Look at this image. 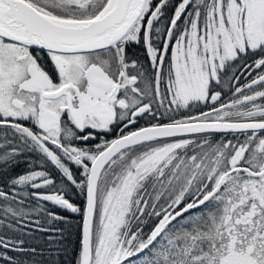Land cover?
I'll return each mask as SVG.
<instances>
[{
  "label": "snow or ice",
  "instance_id": "obj_1",
  "mask_svg": "<svg viewBox=\"0 0 264 264\" xmlns=\"http://www.w3.org/2000/svg\"><path fill=\"white\" fill-rule=\"evenodd\" d=\"M0 264H264V0H0Z\"/></svg>",
  "mask_w": 264,
  "mask_h": 264
},
{
  "label": "trees",
  "instance_id": "obj_2",
  "mask_svg": "<svg viewBox=\"0 0 264 264\" xmlns=\"http://www.w3.org/2000/svg\"><path fill=\"white\" fill-rule=\"evenodd\" d=\"M78 218H76V217H73L72 218V223L74 224V225H76V224H78ZM71 240H72V242H73V244H75V242H76V233H75V229H74V231H73V235L71 236V238H70Z\"/></svg>",
  "mask_w": 264,
  "mask_h": 264
}]
</instances>
